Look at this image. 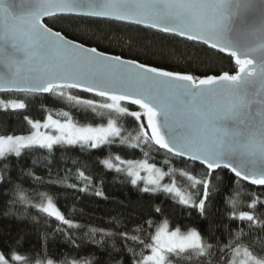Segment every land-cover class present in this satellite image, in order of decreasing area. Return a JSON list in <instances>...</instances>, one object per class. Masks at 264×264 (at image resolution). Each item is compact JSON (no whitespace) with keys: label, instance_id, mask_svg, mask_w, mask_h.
I'll use <instances>...</instances> for the list:
<instances>
[{"label":"snow or ice","instance_id":"1","mask_svg":"<svg viewBox=\"0 0 264 264\" xmlns=\"http://www.w3.org/2000/svg\"><path fill=\"white\" fill-rule=\"evenodd\" d=\"M254 4L256 0H20L19 4L0 0V66L6 69L0 71V93L50 94L70 109L58 113L63 119L48 114L41 121L25 115L30 126L27 134L0 135V168L7 170V175L0 174V195L8 196L15 183L12 162H19L26 152L42 151L47 160L57 150L94 153L112 146H158L157 151L164 150L176 162L191 163L192 174L182 172L190 181L192 191L188 194L174 185L162 184L166 173L147 160H124L120 155L113 158L109 152L97 164L123 173L132 186L143 181V193H175L180 205L194 212L201 224H207L205 229L170 230L165 220L150 237L151 243L129 236L123 229L93 228L85 236L88 246L96 251L87 258L79 255L84 240L78 241L71 231L66 234L57 226L48 230L64 236L77 255L70 260L49 258L44 264H129L130 260L134 264H168L180 255L193 253L202 264L212 260L216 264H264V259L241 247L245 227L249 235L257 226L264 231V192L250 198L249 211H240L238 217L232 211L223 224L210 219L209 208L214 183L223 180L221 173H230L229 181L239 180L264 190V24L253 30L256 42L251 46L227 34L231 18ZM10 5L24 11L14 13ZM60 20L70 26L86 23L127 31L136 41H170L227 55L234 61L235 74L217 73L207 65L203 74L180 72L126 58L102 50L101 37L89 43L95 33L74 31L71 38L64 30L49 26ZM26 107L23 99H0V109L5 111ZM71 109L106 119V125L81 123ZM127 118L134 123L135 135L124 134ZM197 166L203 172L200 178ZM141 171L147 175L142 177ZM76 178L88 183L80 188L72 183L68 188L104 196L103 191L92 187L93 180L84 170ZM66 179L52 183L63 185ZM40 196L45 198L44 193ZM18 202L38 208L67 229L83 227L67 219L51 196L46 197V203L33 204L23 196ZM153 211L163 215L159 207ZM4 216L8 218V212ZM13 218L24 222L23 213ZM31 221L40 226L37 216H31ZM234 227L239 238L229 240ZM47 239L46 232L43 240ZM113 240L119 247L109 244ZM129 242L150 249L151 254L136 260V250ZM23 259L19 254H0V264Z\"/></svg>","mask_w":264,"mask_h":264},{"label":"trees","instance_id":"2","mask_svg":"<svg viewBox=\"0 0 264 264\" xmlns=\"http://www.w3.org/2000/svg\"><path fill=\"white\" fill-rule=\"evenodd\" d=\"M49 26L54 30H64L65 34L71 38H74L72 37L74 31L77 34L87 32L91 35L95 33V36L88 41L89 43L95 37H101L105 46L102 50H109L114 54L137 59L154 66L203 74L206 70L205 65H207V68L214 69L217 73L223 71H228L230 74L235 73L236 66L227 55H214L211 51L204 49L186 48L183 44L170 41H164L163 44L151 39L136 41L130 38L129 32L110 29L104 25L99 28L86 23L70 26L68 22L60 20L49 23ZM79 94L91 98L88 94ZM0 99H23L27 104L26 109L15 112L0 109V135L27 133L30 126L23 118L25 115L33 120H44L48 114H52L55 119H63L58 113L70 110L64 102L50 94L37 96L0 93ZM71 111L74 118L81 123L90 122L94 126L100 123L106 124V119L100 120L90 113L77 112L75 109H71ZM128 132L135 135V126L131 118H127L124 124V134L127 135ZM156 149L155 146L151 149L148 147L131 149L112 146L108 150L94 153H84L79 149H70L65 152L57 150L54 156H49L47 160L44 159L46 153L34 151L26 152L19 162L13 160L12 177L15 183L11 186L7 197L0 195V254L6 256L19 254L24 257L22 262L25 264H37V261L44 264L49 258L57 260L68 258L70 260L77 255L72 250V246L66 243L64 236L48 230L57 226L64 228L66 234L71 231L78 241L81 238L84 240L79 253L82 258H87L89 253L96 251L95 248L88 246V239L85 236V232H90L93 228H104L108 231L123 229L129 236L136 235L147 243H151L150 237L155 234L156 229L165 220L168 221L170 230L175 227H180L182 231L192 227L207 228V224H201L194 212L179 204V198L175 193H143L140 191L141 184L132 186L123 173L106 170L97 164L99 159L107 158L109 152L112 157L120 155L121 158L126 159L147 160L149 163H155L161 171L166 173L163 179L164 184H174L185 194L192 191L188 187L190 181L182 175L184 171L192 174L191 163L180 164L176 162V158H171L165 151ZM145 153L148 154L145 155ZM166 160L170 162L165 163ZM74 161H78V163H74ZM80 170H84L86 175L93 180V188L103 191V197L95 196L91 190L87 194L78 191V188L88 183L76 178ZM0 174L7 175V170L0 168ZM196 174L197 178L203 175L199 166H197ZM221 175L222 182L214 183L209 208L210 219L218 220L223 224L225 216L230 217L232 211H235L237 217L240 211H249L250 198L264 190L239 180L229 181L230 173H221ZM17 177L20 179H16ZM65 177L67 179L63 185L52 183V181L64 180ZM72 183L77 184L78 188L67 187ZM40 193L45 194L44 199L41 198ZM22 196L33 204L46 203V197L51 196L62 214L67 219L73 220L74 223L82 225V229H67V226L55 221L54 218L40 213L38 208H28L18 202ZM13 201H17V203H13ZM157 207L163 210V215L153 211ZM5 212H8V218H5ZM21 213H23L24 222L13 218H20ZM33 215L38 217L39 227L32 223L31 216ZM45 222H47V227H44ZM149 222H151V226H149ZM112 225H116V227L114 228ZM46 232L48 239L45 242L43 237ZM243 233L242 249L247 247L258 259H264V231H261L257 226L249 235L248 229L245 227ZM225 236L227 237L226 232ZM232 238H239L236 235L235 227L233 237H228L229 240ZM109 244L119 247L118 241H109ZM129 247L135 248L136 260L141 259L142 255L150 254V249L132 242H129ZM8 249H11L12 253H9ZM129 264H134V261L130 260ZM168 264H202V262L193 253L192 255H180L178 260H169ZM211 264H216V261L212 260Z\"/></svg>","mask_w":264,"mask_h":264},{"label":"water","instance_id":"3","mask_svg":"<svg viewBox=\"0 0 264 264\" xmlns=\"http://www.w3.org/2000/svg\"><path fill=\"white\" fill-rule=\"evenodd\" d=\"M11 2L19 4L20 0H11ZM11 7L14 13L24 11L17 9L15 6ZM262 24H264V0H256V4L231 18L228 24L227 34L230 38L237 39L242 45L251 46L256 42L253 30L258 29ZM0 71H6V69L0 66ZM155 147L157 148L158 146Z\"/></svg>","mask_w":264,"mask_h":264},{"label":"rangeland","instance_id":"4","mask_svg":"<svg viewBox=\"0 0 264 264\" xmlns=\"http://www.w3.org/2000/svg\"><path fill=\"white\" fill-rule=\"evenodd\" d=\"M46 119V118H45ZM44 119V120H45ZM41 121H43V120H41ZM106 125V124H105ZM28 133V132H27ZM27 133H25V134H27ZM114 158V157H113ZM122 159H124V160H128V159H126V158H122ZM113 162L115 163L116 161L115 160H113ZM147 175V173H145V172H143V171H141V176L143 177V176H146ZM161 183L162 184H164L163 183V180L161 181ZM140 184L142 185V187H143V181H141L140 182ZM168 185H170V186H172V185H174V184H168ZM175 186V185H174ZM176 187V186H175ZM151 254V253H150ZM15 264H25V263H23L22 261H17V262H15Z\"/></svg>","mask_w":264,"mask_h":264}]
</instances>
